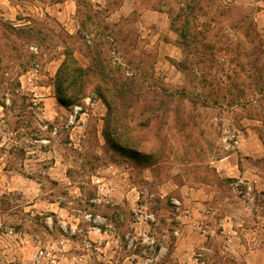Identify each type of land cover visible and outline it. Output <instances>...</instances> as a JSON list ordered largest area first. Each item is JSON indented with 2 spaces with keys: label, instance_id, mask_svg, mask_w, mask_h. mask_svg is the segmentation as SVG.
Returning <instances> with one entry per match:
<instances>
[{
  "label": "rangeland",
  "instance_id": "374dc122",
  "mask_svg": "<svg viewBox=\"0 0 264 264\" xmlns=\"http://www.w3.org/2000/svg\"><path fill=\"white\" fill-rule=\"evenodd\" d=\"M190 2L198 42L184 52L167 7L175 15ZM95 41L153 104L122 107L164 139L154 167L107 148L95 78L76 104L57 100L65 47L88 65ZM185 58L195 62L188 71L173 62ZM260 134L264 0H0V264H32L40 249L61 264H195L202 247L204 264H244L250 249L264 256V157L245 152L264 145ZM229 155L258 180L255 204L236 187Z\"/></svg>",
  "mask_w": 264,
  "mask_h": 264
},
{
  "label": "trees",
  "instance_id": "16d2710c",
  "mask_svg": "<svg viewBox=\"0 0 264 264\" xmlns=\"http://www.w3.org/2000/svg\"><path fill=\"white\" fill-rule=\"evenodd\" d=\"M197 8H199L197 4L190 2L180 6L174 15V8L167 7V12L172 18V26L179 34V44L184 52H189L197 46V35L190 26V14L196 13ZM87 25V22H83L84 28H89ZM79 33L81 34V30ZM85 52L90 60L88 65H83L79 61L73 48L65 47L64 59L55 77L58 102L66 107L76 104L85 95L88 83L95 78V91L107 107L104 126L107 148L129 158L140 167L156 166L164 158L166 150L159 131L150 126L151 121L146 122L144 119L134 125L133 121L127 120L122 107L125 102L129 107L144 102L148 109L153 110V104L146 103V93L141 88L142 85L135 76L122 72L120 64L115 65L106 58L99 41L85 44ZM173 62L184 71H188L189 65H195L194 61L189 62L186 58ZM171 95H178L181 98L184 97V91L176 90ZM260 138L264 143V136L260 134Z\"/></svg>",
  "mask_w": 264,
  "mask_h": 264
},
{
  "label": "built area",
  "instance_id": "2783aa9c",
  "mask_svg": "<svg viewBox=\"0 0 264 264\" xmlns=\"http://www.w3.org/2000/svg\"><path fill=\"white\" fill-rule=\"evenodd\" d=\"M31 49L37 51V47L35 46H31ZM91 101V97H86L85 98V102L89 103ZM83 110V105L81 104H77L74 105L70 108L69 112L66 115V123L68 127H74L78 122H79V118L78 116L82 115V111ZM44 128H49V126L46 124L44 126ZM54 132H56V127L53 128ZM227 138V137H226ZM46 141V140H45ZM256 183H258V180L256 178H246V177H238L237 180L235 181V185L237 188H241V192L242 195L245 197L246 201L250 204H255L257 201V193L256 191L258 190V187L256 185ZM177 206L180 205V200L179 199H174L173 201ZM137 217L142 218L144 220H149V219H154L153 214L152 213H139L136 212ZM89 217H91V214H88ZM95 219V218H94ZM70 228V232L74 233L76 231V225L75 224H71L69 226ZM178 233V231L176 232ZM146 235V234H144ZM150 237L147 236L145 238V240H149V242H153V239H149ZM207 250V248L202 247L197 253H196V259H195V264H204L205 263V251ZM46 251L45 249H40L38 251V253L36 254V256L33 259L32 264H45V262L48 264L49 260L51 263H55V259H51L49 257L46 258Z\"/></svg>",
  "mask_w": 264,
  "mask_h": 264
},
{
  "label": "crops",
  "instance_id": "0c3cea01",
  "mask_svg": "<svg viewBox=\"0 0 264 264\" xmlns=\"http://www.w3.org/2000/svg\"><path fill=\"white\" fill-rule=\"evenodd\" d=\"M253 136H255L252 132H251V130H249V132L248 133H244V137L246 138V139H248V138H250V137H253ZM262 144V143H261ZM242 147H240V149L239 150H243V149H241ZM251 151L249 152L248 150L247 151H245L246 152V154H250V153H252L253 155H255V156H257V157H264V145L262 144L261 145V147L260 148H258V149H256L257 150V152H255V153H253L254 151V149L253 148H251L250 149ZM232 155V154H231ZM231 155H229V156H227L226 158H223L222 160H227L228 162H230V163H233V170H234V175L233 176H236V177H245V175H242V171L240 170V168H239V166H238V164L233 160V157L231 158ZM233 156V155H232ZM227 161H223V163H222V166L223 167H227ZM224 164V165H223ZM223 167H220V169L221 170H223L224 172H225V170L224 169H222ZM219 169V170H220ZM235 169H236V171H235ZM237 170H238V173H237ZM53 259H55V263H51L50 262V260H49V264H61V261H59L58 259H57V257H56V255H54V257H52ZM51 258V259H52ZM261 259V261H260V259ZM241 260L243 261V263L244 264H259L260 262H261V264H264V256H263V253H262V256L261 255H259V254H256L255 253V250H253V249H250L249 251H248V253H245V254H243L242 256H241Z\"/></svg>",
  "mask_w": 264,
  "mask_h": 264
}]
</instances>
